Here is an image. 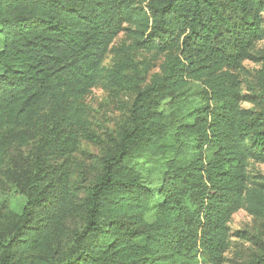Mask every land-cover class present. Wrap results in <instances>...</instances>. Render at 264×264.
Wrapping results in <instances>:
<instances>
[{
	"label": "trees",
	"instance_id": "16d2710c",
	"mask_svg": "<svg viewBox=\"0 0 264 264\" xmlns=\"http://www.w3.org/2000/svg\"><path fill=\"white\" fill-rule=\"evenodd\" d=\"M263 13L264 0H0V179L25 201L0 215V264H224L233 215L264 217L248 169L264 163V57L261 109L243 107L241 78ZM131 51L159 71L128 76ZM101 82L133 103L77 201L71 159L98 140L86 97Z\"/></svg>",
	"mask_w": 264,
	"mask_h": 264
},
{
	"label": "rangeland",
	"instance_id": "374dc122",
	"mask_svg": "<svg viewBox=\"0 0 264 264\" xmlns=\"http://www.w3.org/2000/svg\"><path fill=\"white\" fill-rule=\"evenodd\" d=\"M264 21V13L262 15ZM264 27V22H263ZM129 29L134 27L127 26ZM132 33L123 31L114 41L108 54L105 68L111 69L118 60L121 49L127 50L133 44ZM122 51V50H121ZM133 53V51H131ZM253 58L243 63L241 78L243 91L251 102H246V109L259 110L262 108L257 73L262 68L261 59L264 57V40L254 47ZM132 67L128 76L135 74V70L148 67L149 77L158 72L162 58L153 55L134 52L131 56ZM135 68V69H134ZM128 86V85H127ZM134 94L130 87L124 90L111 89L105 86V82L99 83L86 97L88 105V120L91 130L98 138L97 142L82 140L77 152L71 159L72 180L77 201L83 200L87 195L88 187L99 173V162L106 153L108 147L117 138L120 127L125 123ZM31 146L22 147L15 154L21 161H27ZM26 163V162H25ZM249 173L253 180H264V163L249 162ZM23 204V196L5 179H0V215L12 208V203ZM2 216H0V219ZM79 226L76 220L66 223L68 237ZM230 248L224 254V264H246L264 252V217L257 218L250 215L246 209H242L233 215L229 225ZM69 243V238L62 244Z\"/></svg>",
	"mask_w": 264,
	"mask_h": 264
}]
</instances>
